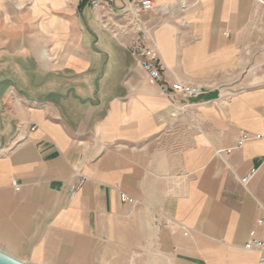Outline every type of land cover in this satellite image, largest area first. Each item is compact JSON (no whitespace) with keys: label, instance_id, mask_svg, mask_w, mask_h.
<instances>
[{"label":"crops","instance_id":"0c3cea01","mask_svg":"<svg viewBox=\"0 0 264 264\" xmlns=\"http://www.w3.org/2000/svg\"><path fill=\"white\" fill-rule=\"evenodd\" d=\"M151 1L170 9L144 14L165 77L197 99L162 96L86 2L0 0V250L27 264H258L244 246L252 230L264 241V0ZM241 132L260 139L217 154Z\"/></svg>","mask_w":264,"mask_h":264},{"label":"built area","instance_id":"2783aa9c","mask_svg":"<svg viewBox=\"0 0 264 264\" xmlns=\"http://www.w3.org/2000/svg\"><path fill=\"white\" fill-rule=\"evenodd\" d=\"M86 2L95 11L97 20L102 28L108 32L113 39L124 48L135 65L141 68L147 78L156 84L162 96L167 99L182 96L186 98L197 99L203 95V88L198 85L184 83L182 81L168 82L166 66L159 52L158 44L154 37L155 25L150 24L144 19V14L155 12L157 15H168L170 9L167 6H156L151 0H141L139 2L124 3L122 8H117L113 0H79ZM187 4L182 3L178 6V12L183 13ZM120 11V12H119ZM15 101L18 102L16 92H12ZM174 109L181 113H187L188 106L173 104ZM176 117V112L172 114ZM260 139V136H253L247 132H241L235 145L231 148L218 150V155H232L234 151L240 149L248 141ZM256 171L252 170L246 176L241 178V184L247 186L255 177ZM124 202L129 198L122 194ZM259 225L264 221L259 220ZM245 250L256 251L259 254L258 264H264V241L258 236L256 230L250 232L249 240L244 246Z\"/></svg>","mask_w":264,"mask_h":264},{"label":"rangeland","instance_id":"374dc122","mask_svg":"<svg viewBox=\"0 0 264 264\" xmlns=\"http://www.w3.org/2000/svg\"><path fill=\"white\" fill-rule=\"evenodd\" d=\"M70 1L76 4L78 0H70ZM84 15H85V17L87 16L89 19H92V21H93V23H94V25H93V29H94V31H95V35L93 36V38L96 37V36H98V35L101 36L102 34H105V33H104V30H103V29L100 27V25L95 21V19H94V15H93V11L91 10L90 7H87V8L85 9ZM89 25H90V24H89ZM82 27H83V32L86 33V34H89V32H88V28L86 27V25H85L84 22H82ZM93 40H94V39H93ZM95 49H97V47H95ZM240 92H241V91H240Z\"/></svg>","mask_w":264,"mask_h":264},{"label":"water","instance_id":"95a60500","mask_svg":"<svg viewBox=\"0 0 264 264\" xmlns=\"http://www.w3.org/2000/svg\"><path fill=\"white\" fill-rule=\"evenodd\" d=\"M0 264H27L0 250Z\"/></svg>","mask_w":264,"mask_h":264}]
</instances>
